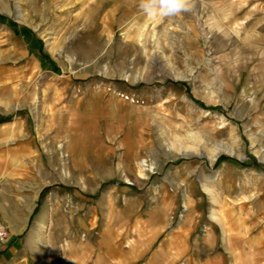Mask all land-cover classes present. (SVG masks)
<instances>
[{"label": "rangeland", "instance_id": "rangeland-1", "mask_svg": "<svg viewBox=\"0 0 264 264\" xmlns=\"http://www.w3.org/2000/svg\"><path fill=\"white\" fill-rule=\"evenodd\" d=\"M0 1L44 61L21 98L38 139L22 200L31 204L39 174L95 202L87 196L116 185L145 193L185 167L204 171L206 205L264 215L262 46L205 31L196 8L149 15L144 0ZM141 160L152 169L137 179Z\"/></svg>", "mask_w": 264, "mask_h": 264}, {"label": "crops", "instance_id": "crops-1", "mask_svg": "<svg viewBox=\"0 0 264 264\" xmlns=\"http://www.w3.org/2000/svg\"><path fill=\"white\" fill-rule=\"evenodd\" d=\"M189 2L205 31L264 48V0ZM2 4L0 222L10 240L0 249V264H264V215L232 202L211 199L206 205L202 170H170L145 193L112 186L99 197L87 196L95 202L78 199L69 187L43 185L47 180L39 174L31 204L27 196L22 200L38 139L21 98L42 74L44 61L38 39L10 19ZM130 142L128 133L120 140Z\"/></svg>", "mask_w": 264, "mask_h": 264}, {"label": "clouds", "instance_id": "clouds-1", "mask_svg": "<svg viewBox=\"0 0 264 264\" xmlns=\"http://www.w3.org/2000/svg\"><path fill=\"white\" fill-rule=\"evenodd\" d=\"M141 7L149 15H155L157 10L160 15H175L191 9L189 0H144Z\"/></svg>", "mask_w": 264, "mask_h": 264}, {"label": "bare ground", "instance_id": "bare-ground-1", "mask_svg": "<svg viewBox=\"0 0 264 264\" xmlns=\"http://www.w3.org/2000/svg\"><path fill=\"white\" fill-rule=\"evenodd\" d=\"M191 136V135H190ZM195 137V136H194ZM200 141V140H199ZM204 141V140H203ZM197 142V141H196ZM197 144V143H196ZM219 147H217V152H221V151H228V148L227 147H222V146H220V145H218ZM230 152V151H229ZM230 153H232V152H230ZM182 154L183 155H195V154H198V153H196L195 151L194 152H191V151H189V150H187V148L185 147V149L183 150V152H182ZM216 157H217V153H215V154H213L212 156H211V158H210V160L211 161H214L215 159H216ZM147 162H146V160H141V162H139L138 163V165H139V173H138V177H137V179L138 178H140V179H142L144 176H146V174L144 175V173H145V171H149L150 169H152V167L151 166H149L148 164H146ZM123 172V171H122ZM126 181L128 182V183H131V181L130 180H128L127 178H126ZM138 181V180H137Z\"/></svg>", "mask_w": 264, "mask_h": 264}, {"label": "built area", "instance_id": "built-area-1", "mask_svg": "<svg viewBox=\"0 0 264 264\" xmlns=\"http://www.w3.org/2000/svg\"><path fill=\"white\" fill-rule=\"evenodd\" d=\"M10 240V232L8 227L0 222V249L4 248Z\"/></svg>", "mask_w": 264, "mask_h": 264}]
</instances>
